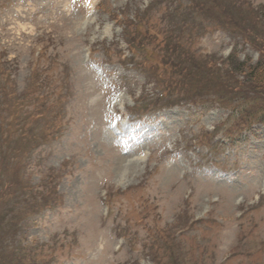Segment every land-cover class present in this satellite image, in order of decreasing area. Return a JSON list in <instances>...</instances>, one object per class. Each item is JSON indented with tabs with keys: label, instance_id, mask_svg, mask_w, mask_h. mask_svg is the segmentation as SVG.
<instances>
[{
	"label": "rangeland",
	"instance_id": "1",
	"mask_svg": "<svg viewBox=\"0 0 264 264\" xmlns=\"http://www.w3.org/2000/svg\"><path fill=\"white\" fill-rule=\"evenodd\" d=\"M255 63L264 0H0V264H264Z\"/></svg>",
	"mask_w": 264,
	"mask_h": 264
},
{
	"label": "trees",
	"instance_id": "2",
	"mask_svg": "<svg viewBox=\"0 0 264 264\" xmlns=\"http://www.w3.org/2000/svg\"><path fill=\"white\" fill-rule=\"evenodd\" d=\"M263 67L264 66L261 65L260 63H255L253 66L247 67V70L249 73H247V75H244V77L246 76L245 79H247L246 81L250 85H251V83L252 84L254 83L255 85H259L260 87H264V68ZM240 73L244 74V73H246V71H244V69H242ZM242 84L243 83H241V85Z\"/></svg>",
	"mask_w": 264,
	"mask_h": 264
}]
</instances>
